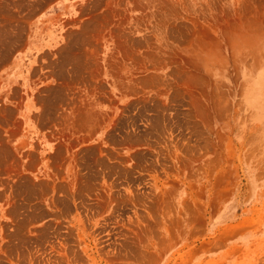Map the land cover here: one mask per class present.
<instances>
[{
    "label": "rangeland",
    "instance_id": "obj_1",
    "mask_svg": "<svg viewBox=\"0 0 264 264\" xmlns=\"http://www.w3.org/2000/svg\"><path fill=\"white\" fill-rule=\"evenodd\" d=\"M17 77L0 264H264V0H0Z\"/></svg>",
    "mask_w": 264,
    "mask_h": 264
},
{
    "label": "crops",
    "instance_id": "obj_2",
    "mask_svg": "<svg viewBox=\"0 0 264 264\" xmlns=\"http://www.w3.org/2000/svg\"><path fill=\"white\" fill-rule=\"evenodd\" d=\"M22 79L17 77L16 81L12 82L10 87L12 89L16 88V98H12L11 100H4V92L3 90H0V106L1 108L6 107L7 109H12L16 107V113L14 114L16 117V124L18 121H20V119H24V117H29L32 118L35 116V112L36 110L30 108V105L27 103V99L25 98V96H23V92L21 90L22 87ZM10 112V111H9ZM11 113V112H10ZM4 115L3 112L0 113V127L4 129V124H5V115L2 118V116ZM13 115V116H14ZM31 123L26 124L25 127L29 128V126H31ZM20 129V125L16 126V135L18 134Z\"/></svg>",
    "mask_w": 264,
    "mask_h": 264
}]
</instances>
